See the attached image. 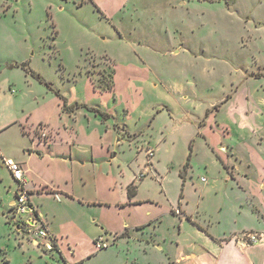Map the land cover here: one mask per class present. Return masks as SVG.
Instances as JSON below:
<instances>
[{"label": "rangeland", "instance_id": "1", "mask_svg": "<svg viewBox=\"0 0 264 264\" xmlns=\"http://www.w3.org/2000/svg\"><path fill=\"white\" fill-rule=\"evenodd\" d=\"M0 126V264H64L17 229L28 214L12 209L18 184L3 159L32 141L39 184L72 196H34L71 264H167L189 251L172 241L171 209L188 202L214 233L218 204L245 201L224 191L221 157L232 173L264 172V0H0ZM133 174L152 203L122 208ZM135 215L161 221L162 251L125 238L96 249L113 239L102 227Z\"/></svg>", "mask_w": 264, "mask_h": 264}, {"label": "crops", "instance_id": "2", "mask_svg": "<svg viewBox=\"0 0 264 264\" xmlns=\"http://www.w3.org/2000/svg\"><path fill=\"white\" fill-rule=\"evenodd\" d=\"M13 91L14 90H12V92ZM6 127L0 126V131L5 129ZM21 133L24 135L28 133L23 128V126H21ZM49 141L50 139L45 141V144H47L48 146L50 145ZM38 144L39 143H34L32 141L29 144V150H26L27 153L14 154L7 157H10L22 164L25 170V188L28 194L29 206L34 210V215L40 218H38V220L42 221V223L48 227L49 231L52 234V237L55 240L57 251L61 253L62 256L65 258V250L63 249L59 241L60 230L58 231L56 230V228L48 226L49 222H47L46 225L45 221L48 220L44 218L43 213L39 210L38 205L35 203L34 196L49 194L56 196V198L58 197L59 200L61 199L60 196L66 197V195H68L71 198L72 196L69 195L67 192L65 193L62 190L56 189V187L54 186L49 188L47 186H41V184H39L36 178L35 171L31 170L30 166H28L30 165L28 164L30 163V161L28 162V159L31 158V154L33 153L32 149L34 150L36 148H39L36 146ZM37 154L40 155L41 152H37ZM221 159L223 161L222 166L224 167L222 168L225 171L226 178L224 191L230 190L233 192L234 189H238L241 193L245 194V201L228 205L224 202H220L218 204L219 206L216 208L215 211L217 226L214 233L210 232L208 228L204 227L200 222H198L196 214L194 216L193 214L187 211V206L189 204L188 202H185V207H183V209H171L170 213L172 215L179 216L180 219V224H178L176 234L173 237L174 239L172 241L177 250L180 249V246H185V249H189V251L187 250L186 253H172L166 258L168 260L167 264H264V240L255 245L244 246L238 239L236 240L234 238V236L238 235L241 231H257L264 229V172L255 178L250 172H237L235 169V165L233 164L232 168H234L235 171L234 173H232L226 169L225 164L228 163L226 159L223 157H221ZM248 167L250 166L248 165ZM142 177L139 176L140 179ZM136 179L137 176L133 174L130 183L126 186V198L120 204V207H135L138 205L134 204H139L142 202L152 203L149 198L143 200L137 198L138 185L135 184ZM200 182L204 183L202 184L201 190L210 188V185L212 187L215 185L214 181L200 179ZM247 183H251L253 187H251L250 189ZM131 184L136 185V188L134 196L130 198L127 195V187ZM14 199L15 194L11 202L12 209H14ZM179 205L183 204L179 203ZM200 205L203 204H201L200 202L196 203V208H198ZM145 212L146 216L152 215V212L148 209H146ZM195 212L198 213L197 210ZM204 212L206 213L205 210ZM208 215H210V213H208ZM31 216V214H28L27 217L24 219L15 220L17 223H19L17 227L19 231V227L23 226L24 221H28L29 223H31ZM146 216L138 217L137 215H135L133 223H129L128 220L124 219L123 224H121L118 229L117 227L112 230L102 227L101 229L104 230V233H110L113 238L111 244L109 243L108 246L116 244L124 238L129 241L136 239L152 246L155 249L160 248V250L162 251L159 242L156 240L157 234L154 232V229H156V227H159L160 225L156 224L161 221H159L158 218H148L147 220V218L145 219ZM191 221H194L195 223L200 225V227H202L204 230L199 229ZM185 224L187 228L190 229L191 233L195 234L196 241L191 238L189 239L185 235V232L183 230ZM151 226L152 228L150 229L149 227ZM34 238L35 237H33L32 239L33 242H37L34 240ZM65 260L68 264H71V262H69L66 258Z\"/></svg>", "mask_w": 264, "mask_h": 264}, {"label": "built area", "instance_id": "3", "mask_svg": "<svg viewBox=\"0 0 264 264\" xmlns=\"http://www.w3.org/2000/svg\"><path fill=\"white\" fill-rule=\"evenodd\" d=\"M147 153L152 156L153 149H148ZM4 165L8 168L11 173L13 179L17 182L18 188L15 192L14 199V210L19 214H31L30 223L33 229L31 230L33 236L36 238V241L42 242V245L49 250L54 248L52 234L49 231L48 227L45 226L42 221L41 227H36V223L38 220V216L34 215V210L29 206L28 203V194L25 188L26 185V176L25 170L20 162L15 161L10 157H6L3 159ZM40 219V218H39ZM20 220V219H19ZM23 223H29L28 221H24ZM235 239H238L242 245L251 246L260 243L264 240V229L262 230H245L241 231L238 235L234 236ZM38 239V240H37ZM96 249H103L108 246V243L104 241V239L100 236L94 242Z\"/></svg>", "mask_w": 264, "mask_h": 264}, {"label": "trees", "instance_id": "4", "mask_svg": "<svg viewBox=\"0 0 264 264\" xmlns=\"http://www.w3.org/2000/svg\"><path fill=\"white\" fill-rule=\"evenodd\" d=\"M32 73V76H34L37 80L41 81V82H45L47 85H49V83L47 81H44V79L37 73H34V72H31ZM113 89V84L111 85H107V87L105 88H101L100 90L101 91H111ZM56 94L60 97V98H63V96L58 92L56 91ZM75 106H81L79 104H75ZM82 106H86L85 104H82ZM89 108H91L92 110H94L97 115L100 116V118L102 120H105L109 117H112L111 113L109 112H106V111H103L101 109H98V108H95L93 106H90ZM141 177V176H140ZM135 188H136V185L134 184H131L130 186L127 187V195L131 198L132 196H134L135 194ZM192 223H194L199 229H202L204 230L202 227H200V225H198L197 223H195L194 221H191ZM53 239V246L56 247V243H55V240L54 238L52 237ZM60 258H62L63 260V263L64 264H68L65 260V258L62 256V254L60 253Z\"/></svg>", "mask_w": 264, "mask_h": 264}, {"label": "flooded vegetation", "instance_id": "5", "mask_svg": "<svg viewBox=\"0 0 264 264\" xmlns=\"http://www.w3.org/2000/svg\"><path fill=\"white\" fill-rule=\"evenodd\" d=\"M23 226H25L27 229H29L30 231L33 229V227L31 226L30 223H23Z\"/></svg>", "mask_w": 264, "mask_h": 264}]
</instances>
